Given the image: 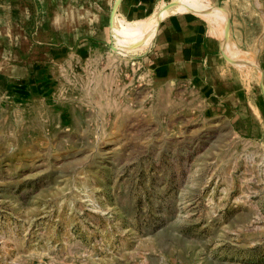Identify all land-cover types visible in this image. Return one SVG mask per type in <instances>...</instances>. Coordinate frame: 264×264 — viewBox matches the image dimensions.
<instances>
[{
    "label": "rangeland",
    "instance_id": "rangeland-1",
    "mask_svg": "<svg viewBox=\"0 0 264 264\" xmlns=\"http://www.w3.org/2000/svg\"><path fill=\"white\" fill-rule=\"evenodd\" d=\"M247 4L228 22L264 43ZM104 37L37 88L0 89V264H264V131L211 117L186 86L155 89L142 54ZM239 72L260 90L262 73Z\"/></svg>",
    "mask_w": 264,
    "mask_h": 264
},
{
    "label": "crops",
    "instance_id": "crops-1",
    "mask_svg": "<svg viewBox=\"0 0 264 264\" xmlns=\"http://www.w3.org/2000/svg\"><path fill=\"white\" fill-rule=\"evenodd\" d=\"M172 1L0 0V89L21 83L37 88L42 81L36 78L49 74L51 64L87 58L106 42L108 34L116 53L142 54L138 66L155 89L169 84L186 86L211 117L229 119L244 135H260L264 131V62L261 68L258 55L264 43H247L239 22L235 26L228 22L234 10L231 3L238 0L214 4L196 0L215 11L187 7L168 13L158 22L151 40L132 41L129 35H116L118 27L138 26L163 13ZM249 2L245 6H251V12L259 9L264 20V0ZM249 56L256 60L249 62ZM238 69L257 80L253 71L262 73L260 90L254 82L245 84Z\"/></svg>",
    "mask_w": 264,
    "mask_h": 264
},
{
    "label": "bare ground",
    "instance_id": "bare-ground-1",
    "mask_svg": "<svg viewBox=\"0 0 264 264\" xmlns=\"http://www.w3.org/2000/svg\"><path fill=\"white\" fill-rule=\"evenodd\" d=\"M187 7H200V8H204V9H207V10H214V8L212 7H209V6H205V5H201L199 4L196 0H176L175 2L172 3V6L161 16H158V17H149V19H147L146 21L142 22L140 25L138 26H134L132 25V27L125 29H122L121 27H118V30L119 32L116 33L117 36L118 33H120V35H122L123 37L127 35H129V37L131 38V40H137L139 41L138 39H140L141 37H149L150 40H151V36L153 35L154 31L156 30L157 28V25H158V22L160 20L163 19V17L168 14V13H171V12H176L177 10L179 9H183V8H187ZM199 11V10H198ZM215 11V10H214ZM200 13H203V12H200ZM207 13V11H206ZM215 13V12H214ZM212 14V13H211ZM204 15V13L202 14ZM212 16V15H211ZM120 22V21H119ZM218 22V21H217ZM120 24V23H119ZM121 25V24H120ZM119 26V25H117ZM116 26V27H117ZM127 28V27H126ZM130 29V30H129ZM134 36L135 39H134ZM121 37V36H120ZM117 38V37H116ZM125 38V37H124ZM129 38V39H130ZM118 39V38H117ZM122 39V37H121ZM128 39V40H129ZM120 40V39H118ZM125 41V40H124ZM149 44V43H148ZM250 57V56H249ZM247 58V57H246ZM251 62V61H249Z\"/></svg>",
    "mask_w": 264,
    "mask_h": 264
}]
</instances>
